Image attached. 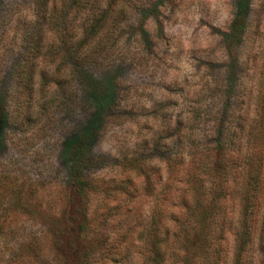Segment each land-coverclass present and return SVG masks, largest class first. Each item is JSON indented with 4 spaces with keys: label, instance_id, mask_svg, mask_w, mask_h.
<instances>
[{
    "label": "rangeland",
    "instance_id": "obj_1",
    "mask_svg": "<svg viewBox=\"0 0 264 264\" xmlns=\"http://www.w3.org/2000/svg\"><path fill=\"white\" fill-rule=\"evenodd\" d=\"M123 2L121 60L66 105L0 72V264H234L246 207L236 264H264V0Z\"/></svg>",
    "mask_w": 264,
    "mask_h": 264
},
{
    "label": "trees",
    "instance_id": "obj_2",
    "mask_svg": "<svg viewBox=\"0 0 264 264\" xmlns=\"http://www.w3.org/2000/svg\"><path fill=\"white\" fill-rule=\"evenodd\" d=\"M136 6H127L123 0H19L7 5L4 17L0 15V72H7L12 80L8 90H13V95L7 92L8 95L30 99L35 82L44 81L53 88L49 103L54 108L79 96L63 88L72 81H83L87 69L107 66L112 59L121 60L116 48L120 27ZM12 17L14 27L8 25ZM7 93L0 98V120L5 121L9 115L4 103ZM30 112L27 104L19 102L11 116L23 124ZM43 112L42 105L35 114ZM255 184L246 180L242 197L253 193ZM246 208L238 219L243 226L235 232L234 264L241 260L239 256L248 242ZM187 227L188 236L192 228Z\"/></svg>",
    "mask_w": 264,
    "mask_h": 264
}]
</instances>
